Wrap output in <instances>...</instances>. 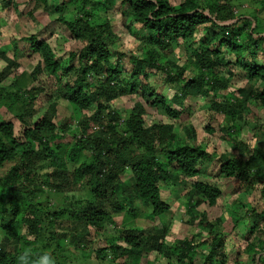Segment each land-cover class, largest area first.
I'll use <instances>...</instances> for the list:
<instances>
[{
    "label": "trees",
    "instance_id": "16d2710c",
    "mask_svg": "<svg viewBox=\"0 0 264 264\" xmlns=\"http://www.w3.org/2000/svg\"><path fill=\"white\" fill-rule=\"evenodd\" d=\"M246 2L264 10V0H62L58 6L0 0V11L34 22L33 33L12 40V58L0 52L7 62L0 71V110L21 127L16 137L13 123L0 116V264H17L26 241L33 243V260L51 252L56 264L70 247L99 264H264V148L243 141L240 132L250 107L264 112V28L239 11ZM118 5L129 20L126 33L138 42L129 53L119 50L120 36L106 15ZM38 12L54 14L80 46L65 60L46 41ZM178 41H186L188 52L182 64L173 49ZM19 42L27 58L39 60L30 72L14 75ZM238 71L248 85H232ZM42 75L53 85L38 81ZM40 94L54 99L37 117ZM132 96L121 117L113 103ZM191 99L208 103L217 119L215 128H205L221 133L212 149L197 141L190 123L178 131L172 122L146 126L147 109L179 120ZM62 103L76 119L57 121ZM259 129L254 136L264 146ZM212 179L227 181L232 203H240L227 217L229 233L220 227L223 214L207 213L224 197ZM173 209L183 212L189 229L169 242L171 221L162 219ZM122 214L118 229L114 220ZM98 236L104 240L95 242Z\"/></svg>",
    "mask_w": 264,
    "mask_h": 264
},
{
    "label": "rangeland",
    "instance_id": "374dc122",
    "mask_svg": "<svg viewBox=\"0 0 264 264\" xmlns=\"http://www.w3.org/2000/svg\"><path fill=\"white\" fill-rule=\"evenodd\" d=\"M22 1V0H21ZM62 0H48V2L53 3L54 5L58 6ZM174 3H179L180 0H172ZM257 7V8H256ZM24 8V5H20L19 10L21 11ZM235 11L236 7H235ZM239 11L241 13L247 14V15H253L259 18L262 23L261 26L264 28V10H260L258 6H254V4H251L250 2L243 3L241 7H239ZM106 15L110 17L111 20H113V28L114 31L116 32L117 35L120 36V41H118V46L119 50H121L124 53H129L131 50L135 48V46L138 44L137 41H134V39L126 33L125 28L123 25L124 23H127L129 20H125V17L120 14V8L119 5L110 8L109 10L106 11ZM35 17H38L41 24H43V29L42 32L45 33L46 35V41L49 42L52 45V48H54V52L56 54V57L61 58V60H65L69 54L70 51H74L80 46L76 44L75 41H73L70 38L69 33L65 28L60 26L58 23L53 21L52 17H54V14H46L42 12L35 13ZM31 18H27L24 15H17L14 13V11H0V52L4 53V55L8 58H12L13 51H12V45L11 42L13 39H19L20 37L27 36L28 33H33V24L34 22H31ZM124 21V22H123ZM39 27H37L38 29ZM36 29V28H35ZM36 29V30H37ZM40 36V35H38ZM56 40V41H55ZM186 41H178L177 44L174 45L173 49L175 52V59L178 64H182L184 58H186L187 50L185 49L186 47ZM24 42H19V51L21 54H19L16 57L15 62L19 64L20 68L16 70L14 75L20 74L22 71L30 72L31 69L36 65L37 61L39 60L38 57H29L27 58L25 54L22 53V48L24 46ZM23 54V55H22ZM7 62L4 61L3 58L0 57V71L6 67ZM126 69H129V65L124 64ZM15 71V70H14ZM240 75L239 79L235 80L232 82V85L236 87L235 83L237 82L241 87H244L248 85V81L244 80L243 81V76L242 74L239 73ZM40 79V80H39ZM38 81H48L49 84L53 85V80L47 76V75H42L40 76ZM154 85L164 87L162 91H164V94H168L169 96L173 93V91L169 88V86H161L159 82H155ZM260 87L261 85L258 84ZM235 90V89H234ZM46 92L50 95H52V90H46ZM55 96V94H53ZM54 97H46L43 94H40L37 97V100H35V109L37 111L36 116L41 117L43 113L47 110L48 106L52 102ZM136 99L135 96L132 97H126V98H120L117 101L113 103L114 109H116L118 112H120L121 117L122 115H125V111L129 109L132 106V101ZM209 104L207 103L204 105L203 100L197 99H191L188 104H187V112L183 113L180 117L179 120H170L158 112L154 110H149L147 109V113L149 114L146 118V126H150L151 124L155 123H160V122H172L175 124V130L178 131L179 127L182 126L183 124L190 123V125L196 129L197 131V141L204 143L207 145L208 149H212L216 146V141L218 137L221 135L219 131H216V133L210 135L205 128L207 126H211L213 128L216 127V120L213 117L211 118V112L207 110L206 107ZM2 110H0L1 112ZM249 112L246 114V116L243 118V120L240 122V132L243 141H247L250 145H256L257 149H261L262 147L264 148L263 145L257 140L260 139L258 137L254 136V130L255 127H259L260 129L258 131L264 130V112L262 111L261 108L257 106L250 107L248 110ZM215 115V114H214ZM0 116L5 122H12L14 126V134L16 137H19L21 127L20 124L18 123L17 120L14 119L13 115L10 112H1ZM57 121H72L76 118H74V115L72 113V109L69 108L65 103L60 104L57 110V115H56ZM75 116L77 117V114L75 113ZM122 119V118H121ZM257 131V132H258ZM218 148L221 150H226L230 151L228 145L224 144V142H217ZM207 167V166H206ZM208 167H211L210 164H208ZM207 167V168H208ZM210 172V168L208 169V173ZM2 173V170H0V174ZM209 175V174H208ZM129 175H126L124 177V181H127V178ZM210 176H207V179L210 180ZM213 183L218 184L219 187H222L223 189V200L217 204L216 210L210 211L207 210V213L209 217H214V214H223L225 219L221 223L220 227L226 232L229 233V231L232 228V221L230 222L227 220V217H229L230 210L231 208H237L240 203H238L236 206L235 204L232 203V201L236 198V196L233 194L231 190H227V186L229 187V183L227 181H219V179H212ZM240 197V201L242 202V196ZM257 201L256 197L253 198L252 202ZM184 203V199L181 198L180 203ZM247 202H249V199L247 197ZM18 208L21 210L25 206V202H20L18 203ZM232 211V210H231ZM21 213L18 214L17 218H20ZM183 212L177 209H173V211L169 214L166 215L162 221H171V232L168 237V241H176L177 239L183 238L188 234V227L185 226V223L182 222L183 217ZM1 217V215H0ZM7 219H10V214L6 216ZM123 214L115 217V222L117 224V228L119 229L120 223L123 220ZM247 225L246 224H241V231L243 232L246 230ZM112 230V228H109ZM111 232H106L105 235L108 236V234ZM92 236L93 233H92ZM117 236V235H116ZM112 235H109L108 238L111 239ZM1 238V237H0ZM237 241L242 243L243 238L241 237H236ZM104 240L102 236H98L95 239V242ZM23 245V250H26L27 253H30L33 249V243L29 242H22ZM35 248V247H34ZM66 248V247H65ZM51 253V252H49ZM76 253V254H75ZM67 258L63 261L62 264H99L93 260L94 258L88 257V258H81V253L79 251L73 249V248H68V251L66 250L65 252H62ZM56 255V254H55ZM52 255V256H55ZM55 258V257H54ZM242 264V260H240ZM153 264H159L156 263V261Z\"/></svg>",
    "mask_w": 264,
    "mask_h": 264
},
{
    "label": "clouds",
    "instance_id": "9594fccd",
    "mask_svg": "<svg viewBox=\"0 0 264 264\" xmlns=\"http://www.w3.org/2000/svg\"><path fill=\"white\" fill-rule=\"evenodd\" d=\"M17 264H56V260L49 252H43L35 260L30 257L29 253L20 252L17 256Z\"/></svg>",
    "mask_w": 264,
    "mask_h": 264
}]
</instances>
